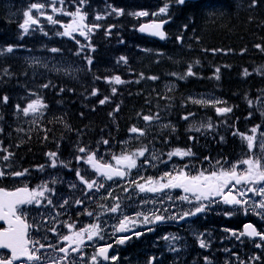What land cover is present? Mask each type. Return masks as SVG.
Instances as JSON below:
<instances>
[{"label": "trees", "instance_id": "obj_1", "mask_svg": "<svg viewBox=\"0 0 264 264\" xmlns=\"http://www.w3.org/2000/svg\"><path fill=\"white\" fill-rule=\"evenodd\" d=\"M20 1L26 0H0V50L11 45L18 47L20 53L22 47H36L35 40L43 36L39 28L29 30L27 34H22L18 28L16 18L9 16V3L17 4ZM219 1L222 5H219V11L216 13H214L213 8H208V13H206L199 9H190L192 4L179 7L175 2L170 3L168 12L178 18L175 38L181 37L183 39L181 46L179 44L176 46L173 56L170 58L160 57L157 53H151V55L141 58L138 54L136 42L141 40L146 44L150 43L148 39L140 38L136 31L133 32L136 37H128L126 33L129 26L136 24L130 13L136 10H147L152 7L149 5L154 3H159L160 7H163V2L162 0H120L117 5L120 9H123V14L116 15L113 13L112 16L102 19L100 28H98L90 45L100 49H97V53L94 55L97 62L103 63L110 60L111 64H115L123 62L120 57L127 58L128 69L118 74L125 81L124 84H107L103 82L105 76L100 66H97L94 75L83 73V79L81 77L80 83L70 79L67 80V77L63 75H46L38 67L31 69L21 57H18L17 51L0 54V108H2V111L0 109V128L3 129L0 132V142H2L0 156L5 153L2 149L7 148L8 153L14 154L10 157L13 166L26 168L30 164L40 162L44 149L64 138L69 129L74 133L80 132V137L91 133L94 136L104 135L106 139H110L112 135H117V137L126 135L137 121L142 120L143 116L151 114L152 116L159 114L161 119H174L180 122V129L169 135L172 144L188 148L200 146L207 139V135L196 139L195 136L186 133L183 129L185 122L183 117L188 114L198 116L199 108L191 107L186 103H183L184 105L178 104L181 89L184 87L193 88L197 84L202 85L206 89L211 88L219 94L226 95L238 104L239 100L247 94H256L264 88V53L256 47L257 44L264 46V0H258L256 6H252L251 0ZM99 5L97 3V7ZM118 33L125 35V39L119 43H117L118 37H120ZM54 42L58 41L55 39ZM217 45L228 46L235 53L237 51L241 53L238 57L231 54H224L222 57L213 55L211 49ZM196 61H199V64ZM189 67L195 75L199 76H186ZM200 67L203 69L205 67V69L201 70ZM243 67L248 70L250 75H244V69H241ZM217 68L220 69L219 79L215 78ZM258 69L259 71H257ZM169 70L179 71V73L174 76ZM239 75L245 76L243 77L245 79L242 78L243 82ZM153 76H159L161 80L158 77L153 82V79H150ZM171 76L177 79L179 83L178 90L172 93L167 92L162 84L164 79H170ZM181 76H186V78L180 79ZM144 81L146 85H144ZM65 83L69 84L68 87ZM43 85H48V87H43ZM147 85H150L149 88ZM145 86H147V89ZM114 87L117 89L115 93L112 92ZM61 88H63V91H61ZM93 89H97L102 95H92L91 90ZM20 94L30 96L33 100L41 98L45 102L47 107L41 119L33 122L17 110L16 105L13 104V97ZM9 95L12 96L9 98ZM4 96L9 98L7 102L3 101ZM104 97H109L110 101L100 104L99 101ZM122 99L126 101L123 103ZM27 101H21L19 103L20 107L23 108L24 103ZM117 107L119 108L118 111H116ZM244 111L246 109L237 105L234 111L230 113L233 125L242 117ZM166 112L169 113L168 117H166ZM207 113L218 123L231 122V120H228V116H220L212 111ZM18 128L20 131H18ZM0 164L4 165L1 157Z\"/></svg>", "mask_w": 264, "mask_h": 264}, {"label": "snow or ice", "instance_id": "obj_2", "mask_svg": "<svg viewBox=\"0 0 264 264\" xmlns=\"http://www.w3.org/2000/svg\"><path fill=\"white\" fill-rule=\"evenodd\" d=\"M57 0H50L49 7L52 8V12H63V8H57L56 5ZM82 3L86 2V0H81ZM177 4L183 5L185 0H175ZM59 3L63 5L64 0H59ZM258 3V0H252V6H255ZM46 5L44 3H32L27 12L24 13L25 19L22 24H20V28L23 30L25 34L29 32L30 27L39 24V18L34 17L32 15L33 10H35L39 16H45L46 13L44 11ZM168 10V5L165 4L163 8L160 9V13H166ZM117 15L123 14V9H112ZM72 17L70 23L63 25V31L59 33L61 36L71 37L75 39L74 33H79L81 36H89V34L95 29L100 27L99 24L89 26L85 23L87 13L83 12L79 7L75 12L65 13ZM133 15L137 16H146L147 12H138L133 13ZM103 17L97 15L96 19H102ZM47 20L52 24H57L59 21L55 20L52 15H47ZM166 21H162L161 23H154L152 25L141 26V32H148L153 36L159 37L161 39L166 38V34L161 30L163 23ZM79 43V41H77ZM84 46H81V50H83ZM256 47L261 51H264V46L257 44ZM52 51H59L58 49H52ZM11 53L13 52V46L9 45L6 48L0 50V54L3 53ZM121 61L127 62L126 57H120ZM87 63L91 65V58H87ZM199 64V61H196ZM259 71V69L257 70ZM220 69H216V79H219ZM173 75H176L173 73ZM195 73L192 72L191 67H189L186 76H192ZM244 75L248 76L250 73L247 69L244 70ZM186 76H181L180 79H185ZM150 79H158V77H150ZM109 82H113L115 84H123L124 80L121 79L120 76H114L110 78ZM43 87H48V85H43ZM63 91V89H61ZM117 89L114 87L112 92L115 93ZM97 91H93L92 95H96ZM191 99V98H189ZM109 100V97H104L99 101L100 104H104ZM3 101L7 102L8 97L4 96ZM193 103L204 104L207 103L203 100H193ZM251 104V101H249ZM47 107L46 104L43 103L41 98H37L32 100L27 104L26 107L21 108L20 105H16L18 111H21L25 116L29 114H37L41 113L42 109ZM119 108L117 107L116 111ZM216 111L220 114L231 112L232 109L228 107H220L217 108ZM193 115V114H189ZM264 115V113H262ZM143 119L148 122H152L154 120H159V114L145 115ZM183 119L187 120L188 117L185 116ZM163 127H169V125H163ZM195 131L199 132L201 128L212 129L214 125L209 122L204 125L201 124L199 127L193 125L192 126ZM259 125H256L251 129L252 134H246L239 131L233 133V135L240 136L241 140L246 142V146L249 150H252L257 147V136L255 135L259 130ZM175 129L173 128V131ZM3 129L0 128V132ZM18 131H20L18 129ZM131 133H138L140 136L145 134L144 130L141 128H137L135 126L131 127L129 130ZM224 138L221 137V140ZM104 144H107L108 141L104 140ZM2 145V142H0ZM260 151L264 153V133L260 134V142L258 145ZM7 152V149H2ZM81 153H86L85 157H77V160L83 159L86 164H88L96 173H98L101 177L106 181H112L114 178H124L131 174L132 169H138L142 167V165H138V160L141 157H145V153L148 151L147 147L136 149L134 152H122L119 156L113 155L112 160L116 163L113 165L112 163H101L100 160L97 159L96 152H89L86 148L81 147L78 149ZM13 153H8L4 155L2 159L4 161H8ZM47 155L51 158V167H56L57 165V153L49 152ZM194 153L191 149H180L176 148L172 152L168 153L169 159L173 156L178 157H191ZM152 160H158L159 157L153 153ZM205 159H208L207 157ZM60 163H63L61 161ZM145 163H151L148 159H145ZM219 163V161H217ZM243 164L246 167L243 170H238L239 165ZM8 168H11V164L7 165ZM40 170H43L44 165L38 166ZM187 167V165L185 166ZM28 169H24L23 171H15L9 172L6 171L5 168H0V178L5 176L10 177H23L28 173ZM76 176L79 180L86 186V188L90 191L92 189L104 188L103 183H98L96 180H88L85 179L84 176L80 175V172L77 170ZM143 179V177H141ZM55 183V181H53ZM132 184L138 188L140 193H160L164 192V190L169 189H182L185 195L178 197V199L183 201H188L192 203V201L197 202V206H195L194 211L184 212L178 218L180 220L185 219V217L195 216L198 213H203L207 210V208L217 201H215L214 197H221L223 203L228 205H239L245 206L243 207V211L245 213L248 212V208L251 207L252 211L255 212L256 215L264 218V212H257V207L259 209L264 210V199H261L258 204L252 203L249 205V199L247 197V193L251 192L260 197H264V158L249 155L247 159L241 160L236 164H233L230 168L225 169L224 167H220L218 170H214L211 172L199 171L195 175H190L188 172L183 169L175 171V174L172 172H165L158 179H153L149 177L144 183H139L137 181H132ZM76 185H72L75 187ZM237 186H240L239 188ZM228 189V191H225ZM235 190V194H234ZM55 190L49 188L46 183L41 185H37L35 188H29L27 185L23 187L16 188L15 190H7L5 188H0V220L7 221L8 227L0 230V249L9 250L10 255L7 258H3L2 254H0V264H17L18 261H28L34 262V264H48L45 256L40 254L41 249H52L55 252L62 253L63 255L59 258H52L50 260V264H77L76 260H69V256L71 253L80 254L81 258L85 255L82 249L85 246V241H93L95 238H99L100 240H104V236L102 235L103 229L101 228L99 223L89 224L79 230H75V224H67V228L69 229L68 234L58 236L60 241L67 242L62 247H57L55 244H45L41 243L37 239H32L29 237V229L36 227L39 225H29L26 221V213H24L23 209L25 205H35L37 207L43 204V198L47 192H54ZM127 191V189H125ZM111 195V192L108 193ZM169 199L172 197L169 196ZM119 200V197L116 198ZM207 201V203H205ZM53 201L51 198L47 199V204L52 205ZM68 200H64L61 207L64 204H67ZM76 204H81L83 201L76 200ZM147 203V201H145ZM106 211L111 213H117L121 211L120 203H116L114 206L110 208H106ZM88 216H92V212H87ZM137 217H143L140 221L144 224H150L155 222H162L166 218L163 215H159L156 213H152L151 218L148 215H145L142 212H138ZM55 219V217H53ZM167 219L175 220L177 217L169 216ZM130 223H134V221L128 217L124 216L122 220H120L119 225L115 228L116 232H126L128 230V225ZM152 229H149L151 231ZM51 232H56L55 228L49 229ZM225 231L231 232V236L235 237L237 240H240L241 237L248 238H257L259 237L262 242H264V230H258L253 224H245L242 231L238 233L236 231H232L230 229H225ZM137 236L141 235V233H136ZM130 237H120L117 239V244H124L127 239ZM44 239H47V235H45ZM163 239L167 240H176L178 237L175 236H166ZM199 246L201 248H208L210 245L203 238H199ZM264 245L257 244L256 247H262ZM112 244H107L106 246L97 247L95 252L91 255V264H101L102 261H116L118 258L113 255L109 256V250L112 249ZM170 251H178L177 249L170 246ZM225 251H229L225 249ZM253 260H259V256H255L252 258ZM152 260H155V257L151 258L149 264H152ZM205 260L208 261V264H212L207 257ZM82 264V260H81ZM241 264H244L241 261Z\"/></svg>", "mask_w": 264, "mask_h": 264}, {"label": "rangeland", "instance_id": "obj_3", "mask_svg": "<svg viewBox=\"0 0 264 264\" xmlns=\"http://www.w3.org/2000/svg\"><path fill=\"white\" fill-rule=\"evenodd\" d=\"M113 8L115 7L110 2H107V5H105L104 7L107 13H111ZM93 13L95 14V12ZM55 49H58L60 51L61 48ZM73 57L74 54L55 55L51 53L45 55L43 59L42 57L32 59H36L38 62L41 61L42 63L44 61L47 65L64 67V70L68 71L70 69V66L73 65ZM29 58H31V56H29ZM187 98H191L192 101L203 100L207 103L215 102V97L207 93L190 92ZM208 123L209 122L204 123V125ZM200 125L201 124H195V126L197 127H199ZM135 127L144 129L145 124H138ZM158 133V130L154 131V134ZM261 133H264V129L260 130L257 133V147L252 149L251 155L264 158V153H262L258 147ZM134 136L136 135L133 134L132 136H130V139ZM171 148L172 146L168 143H162L161 147L153 146V144L151 143L148 152L145 153V157H141L138 160V165H142V167L138 168L139 172L134 174L133 179L127 180L125 182L119 181L117 183H114L112 181H106L100 175H96L91 169V167L87 165L83 159H80V175L84 176L85 179H88L90 181L96 180L98 183H103L105 185L104 188L99 189V191H97L95 188L89 191L86 186L79 180L78 177H72L70 175L62 176L60 174V171L48 169L45 173V176L42 177V179L39 183H37V185L46 183L49 188H52L55 191L47 192L45 194V197L43 198L44 202L40 207V211L38 213L33 214L37 217V222L35 223V225H39V234H37L38 240L41 243H51L57 245V247H62L67 242L60 241L58 239V236L68 234L69 229L66 226L67 224H75V230H79L80 228H83L89 224L99 223L101 228L103 229L102 235L104 236V240H100L98 237L95 238L93 241L86 240L85 246L95 245L97 247L100 245H104V243L110 240L111 238L116 243L117 239H119L120 237H130L128 239L129 241L125 242L124 244L116 243V249L112 247L115 253H113L111 256L115 255L118 258L116 261L111 260L108 261V263L107 261H102L101 264H112L113 262H119L120 255L119 252H117L116 250L121 247L123 248L125 244H134V246L137 247L136 242L138 240H141V238L138 237L136 239L132 238V236H135L136 233L146 235L149 232H157L158 235L155 241H150L145 246L146 249H152V245H155V250L146 252L142 251V254H144V256L146 257L145 260L147 264H149V261L153 257H155V260H152V264H156L157 261L161 264H193L192 262L189 263L188 258L186 257L188 254L187 249L182 244V239L184 236L176 235L168 225H162V223L160 222L150 224L141 223L140 221L143 219V217H137L136 215L138 212H142L151 218L152 213H156L165 216L166 220L169 222H176V220H180L178 218L180 215H182L184 212L194 211L195 206H197V202L194 200L192 201V203H189L188 201H183L180 199L178 201V199H176L180 196L185 195L183 190L177 192L176 189H172L171 191L169 189V191L164 190V192L161 193H140L138 188H136L135 185L131 183L132 181L144 183L149 177H152L153 179H158L165 172H172L173 174H175V171L182 169L181 167H179L178 164L180 163L177 161L180 157L174 156L171 160L169 159L168 153L171 151ZM122 152L125 151L123 149H120L117 151V154H115L112 149L106 146H102L97 149L96 154L98 155L97 158L100 160L105 159L112 163H116L114 160H112V156H119ZM153 153H155V155L159 157L158 160L151 159ZM85 156L86 154L84 155L83 153H81L74 158L72 157L69 162H66L63 165L62 173L66 174L68 172H72L73 170L68 171L70 169V161L77 160V157ZM145 159H148L149 161H151V163H148V165L145 166ZM185 159L186 158H184V160ZM238 162L228 163L224 168L228 169L233 164H236ZM245 167L246 165L240 164L238 170H243ZM218 169L219 168L216 164L214 166H204L202 168L195 167L192 172H190L189 169L183 168V170L188 172L190 175H195L199 171H205L207 173ZM141 177H143V179H141ZM25 180L28 181V178H16L17 183L25 184ZM53 181H55V183H53ZM126 183H128V185H126ZM72 185L76 186L72 187ZM125 189H127V191H125ZM109 192H111V195L108 194ZM165 193L167 194L165 195ZM140 196L143 197L140 198ZM169 196H171L172 198L169 199ZM117 197H119V200L116 199ZM48 198L52 199V205L47 204ZM64 200H68V203L64 204L63 207H61ZM76 200H81L83 201V203L76 204ZM145 201H147V203H145ZM222 202L223 201L221 200V203ZM116 203H120L121 211H118L117 213H111L106 211V208H110ZM205 203H207V201H205ZM87 212H92L93 215L88 216ZM173 214L175 215V217H177V219H167V217L169 216H174ZM124 216L130 217L134 221V223H130L128 225L131 229H133V231L131 232V234H129V232L125 235H118L115 231V228L117 227L119 220H122ZM53 217H55V219H53ZM186 218L187 217H185V219L181 220L180 222L184 223ZM45 219H47V222H44ZM167 221L164 223H167ZM49 225H52L53 228L56 229V232H51L50 238L44 239L45 233ZM149 227H152L151 231H149ZM166 236H175L178 237V239L166 241L165 239H163ZM199 238L200 237L198 236L196 245L193 247L194 258L198 256H204L197 253V249L198 247H200ZM204 240L207 242L206 239ZM85 246L82 251L86 252ZM170 246L177 249L178 251H170ZM94 252L95 251L93 250H91L90 252H86L85 259H79L76 256H71L69 257V260L75 259L77 264H81V260L82 264H91L88 258L91 257ZM40 254L45 256V259L46 261H48V264L50 263V260L52 258H59L60 255H63L62 253H60V255L55 254L50 249H42ZM124 257L128 258L129 255H124ZM139 259L140 257L137 256L134 258L135 261H138ZM204 264H208V262Z\"/></svg>", "mask_w": 264, "mask_h": 264}, {"label": "bare ground", "instance_id": "obj_4", "mask_svg": "<svg viewBox=\"0 0 264 264\" xmlns=\"http://www.w3.org/2000/svg\"><path fill=\"white\" fill-rule=\"evenodd\" d=\"M108 43H110V42H108ZM106 46V45H105ZM112 46H115V45H112ZM98 48V47H97ZM105 48H107V47H105ZM99 49V48H98ZM109 49V48H108ZM100 50V49H99ZM105 50V49H104ZM249 52V51H248ZM112 54H113V52H112ZM107 55V54H106ZM104 56V55H103ZM110 57V56H109ZM210 58V57H209ZM109 59V58H108ZM196 59V58H195ZM202 59V58H201ZM234 59V58H233ZM193 60V59H192ZM197 60V59H196ZM199 60V59H198ZM102 61V60H101ZM108 61H110V60H108ZM217 61V60H216ZM241 61V60H240ZM106 62V61H105ZM195 62V61H194ZM206 62V61H205ZM254 62V61H253ZM201 63H202V61H201ZM209 63V62H208ZM233 63V62H232ZM241 63H242V61H241ZM196 64V63H195ZM234 64V63H233ZM238 64V63H237ZM254 64V63H253ZM227 65V64H226ZM243 65V64H242ZM196 67L198 66V65H195ZM207 67L209 66V64L208 65H206ZM201 67H202V64H201ZM200 67V69L202 70L203 68H201ZM229 68H230V66H228ZM198 69H199V67H198ZM204 69H205V67H204ZM203 69V70H204ZM241 69H244V67L243 68H241ZM240 69V70H241ZM201 70H199V71H201ZM245 70V69H244ZM251 71V70H250ZM140 72V71H139ZM143 73V72H142ZM242 73V72H241ZM259 73V72H258ZM144 74V73H143ZM201 74H203V73H201ZM200 74V75H201ZM145 75V74H144ZM232 75V74H231ZM236 76L238 75V74H235ZM243 75V74H242ZM263 75V74H262ZM141 76H143V75H141ZM145 76H147V74L145 75ZM157 76V75H156ZM195 76H199V75H195ZM194 76V77H195ZM240 76V75H239ZM159 77V76H158ZM165 77V76H164ZM170 77V76H169ZM172 77V76H171ZM233 77H234V74H233ZM241 77V81L243 80V79H245V78H243V77H245V76H240ZM149 78V77H148ZM160 78V77H159ZM166 78V77H165ZM173 78V77H172ZM243 78V79H242ZM62 79V78H61ZM82 79H83V77H82ZM85 79V78H84ZM93 79V78H92ZM91 79V80H92ZM147 79V78H146ZM240 79V78H239ZM238 79V80H239ZM252 79V78H251ZM67 80H68V78H67ZM86 80V79H85ZM160 80H161V78H160ZM250 80V79H249ZM138 81V80H137ZM140 81V80H139ZM148 81V80H147ZM149 81H150V79H149ZM155 80H153V82H154ZM188 81V80H187ZM195 81V80H194ZM197 81V80H196ZM85 82V81H84ZM88 82H90V81H88ZM199 82V81H198ZM243 82V81H242ZM241 82V83H242ZM81 83V82H80ZM134 83V82H133ZM137 83V82H136ZM147 83V82H146ZM151 83V82H150ZM149 83V84H150ZM239 83V82H238ZM64 84V83H63ZM66 84V83H65ZM84 84V83H83ZM93 84V83H92ZM148 84V83H147ZM154 84V83H153ZM216 84H218V83H216ZM236 84H237V82H236ZM67 85H69L68 83L66 84V86ZM89 85V84H88ZM130 85V84H129ZM132 85V84H131ZM144 85H146L145 84V81H144ZM143 85V86H144ZM204 85V84H203ZM65 86V85H64ZM72 86V85H71ZM137 86V85H136ZM143 86H142V88H143ZM148 86V85H147ZM147 86H145V88L147 87ZM150 86V85H149ZM149 86H148V88H149ZM191 86V85H190ZM211 86H213V85H211ZM68 87V86H67ZM152 87V86H151ZM207 87H209V86H207ZM215 87V86H214ZM241 87V86H240ZM50 88V87H49ZM130 88V87H129ZM61 89H63V88H61ZM83 89H84V87H83ZM147 89V88H146ZM211 89V88H210ZM216 89V88H215ZM217 89H218V86H217ZM220 89V88H219ZM245 89H246V87H245ZM182 90V92H180L181 93V95H180V97L178 98L179 100H178V104L179 105H181V104H183V103H185L187 100H188V98H187V96H188V94L190 93V92H194V93H201V92H204L205 90H206V87L205 86H202V85H198L197 84V86H195V87H193V88H191V87H184L183 89H181ZM180 90V91H181ZM253 90H255L254 88H253ZM60 91V90H59ZM82 91V90H81ZM86 91V90H85ZM141 92V91H140ZM54 93V92H53ZM128 94H130V93H128ZM132 94V93H131ZM103 95H104V93H103ZM140 95V94H139ZM179 95V94H178ZM54 96V95H53ZM108 96V95H107ZM113 97V96H112ZM118 97V96H117ZM135 99V98H134ZM119 100V99H118ZM174 100V99H173ZM110 101V100H109ZM122 101H123V99H122ZM124 101H126V100H124ZM124 101H123V103H124ZM55 102H58V101H55ZM107 102V101H106ZM175 102V101H174ZM176 102H177V99H176ZM113 103H115V102H113ZM117 103H118V101H117ZM134 103V102H133ZM172 103V102H171ZM56 104V103H55ZM57 104H59V103H57ZM159 104V103H158ZM113 105V104H112ZM129 105V104H128ZM131 105V104H130ZM150 105V104H149ZM161 105V104H160ZM165 105V104H164ZM173 105V104H172ZM184 105V104H183ZM182 105V106H183ZM57 106V105H56ZM119 106V105H118ZM127 106V105H126ZM150 106H152V105H150ZM155 106V105H154ZM157 106V105H156ZM159 106V105H158ZM176 106V105H175ZM16 107V106H15ZM163 107V106H162ZM152 108V107H151ZM164 108V107H163ZM163 108H161V109H163ZM170 108V107H169ZM189 108V107H188ZM1 109V111H2V108H0ZM173 109V108H172ZM174 109H175V107H174ZM178 109V108H177ZM186 109V108H185ZM142 110H144V109H142ZM155 110V109H154ZM153 110V111H154ZM157 111H158V109H156ZM169 110V109H168ZM179 110V109H178ZM103 111V110H102ZM146 111V110H145ZM145 111H142V112H145ZM162 111V110H161ZM165 111V110H164ZM177 111V110H176ZM7 112V111H6ZM80 112V111H79ZM79 112H77V113H79ZM147 112V111H146ZM163 112V111H162ZM180 112V111H179ZM17 113H19V112H17ZM81 113V112H80ZM147 113H149V112H147ZM167 113V112H166ZM174 113V112H173ZM7 114V113H6ZM145 114V113H144ZM156 114V113H155ZM162 114V113H161ZM8 115V114H7ZM12 115H13V113H12ZM152 115V114H151ZM177 115V114H176ZM11 116V115H10ZM166 117H168V116H166ZM174 117V116H173ZM5 118V117H4ZM3 118V119H4ZM24 118V117H23ZM17 119V118H16ZM78 119V118H77ZM176 119V118H175ZM6 120V119H5ZM15 120V119H14ZM79 120V119H78ZM77 120V121H78ZM17 121V120H16ZM24 121V120H23ZM4 122H6V121H4ZM18 122V121H17ZM1 124H3V123H1ZM6 124H7V122H6ZM11 124V123H10ZM14 124V123H13ZM17 124V123H16ZM181 126V125H180ZM21 127H23V126H21ZM29 127H32V126H29ZM26 128H27V126H26ZM12 129V128H11ZM19 129V128H18ZM180 129V128H179ZM37 130V129H36ZM11 131V130H10ZM24 131V130H23ZM100 131V130H99ZM5 132H6V130H5ZM9 132V131H8ZM14 132H15V130H14ZM33 132V131H32ZM177 132V131H176ZM37 133V132H36ZM10 136V135H9ZM14 136V135H13ZM186 136V135H185ZM206 137V136H205ZM30 138H31V136H30ZM177 138V137H176ZM182 138V137H181ZM186 138V137H185ZM189 138H191V137H189ZM200 138V137H199ZM204 138V137H203ZM194 139V138H193ZM197 139V138H196ZM205 139V138H204ZM183 140V139H182ZM187 140H188V137H187ZM189 140H191V139H189ZM178 141H180L179 139H178ZM182 142V141H181ZM190 142V141H189ZM196 142V141H195ZM200 142V141H199ZM45 144V143H44ZM194 144V143H193ZM198 144V143H197ZM196 146V145H195ZM43 149H44V147H43ZM45 150V149H44ZM42 152V151H41ZM36 155V154H35ZM32 157V156H31ZM21 159H23V158H21ZM19 160V159H18ZM30 160V159H29ZM24 162V161H23ZM21 164H22V162H21ZM26 165V164H25ZM31 165V164H30ZM29 167V166H28ZM49 172V171H48ZM46 173V172H45ZM175 208H176V204H175ZM172 211V210H171ZM174 215V214H173ZM175 216V215H174ZM136 247V246H135ZM115 253V252H114Z\"/></svg>", "mask_w": 264, "mask_h": 264}, {"label": "water", "instance_id": "obj_5", "mask_svg": "<svg viewBox=\"0 0 264 264\" xmlns=\"http://www.w3.org/2000/svg\"><path fill=\"white\" fill-rule=\"evenodd\" d=\"M158 23H161V22H158ZM165 23H163V25H164ZM147 25H150L149 23H145V24H142L141 26H147ZM141 26H140V28H141ZM139 28V29H140ZM143 34H146V35H150V36H152V37H156V36H153V35H151L150 33H148V32H142ZM1 222H4V223H6L7 224V221H5V220H0Z\"/></svg>", "mask_w": 264, "mask_h": 264}]
</instances>
